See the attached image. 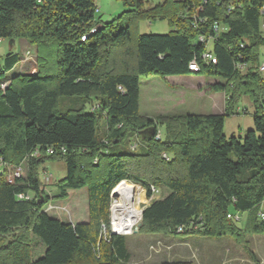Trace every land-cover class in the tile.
Listing matches in <instances>:
<instances>
[{
    "label": "trees",
    "instance_id": "1",
    "mask_svg": "<svg viewBox=\"0 0 264 264\" xmlns=\"http://www.w3.org/2000/svg\"><path fill=\"white\" fill-rule=\"evenodd\" d=\"M122 1L127 9L103 23L95 0H0V38L25 40L38 51L34 74L12 73L20 62L15 53L0 66V264H128L126 236L112 233L111 195L132 186L146 202L144 189L133 184L147 189L148 197L152 188L168 190L145 208L139 233L242 238L243 231L228 216L246 212L251 216L246 231L264 233L259 220L264 86L258 72L264 0ZM231 4L234 10L228 13ZM202 5L195 21L194 11ZM164 19L174 28L170 33H138L140 21ZM215 22L228 31L210 48L217 59L213 64L203 59L208 48L199 37H215ZM193 61L198 71L189 69ZM191 72L222 81L208 90L225 94L223 114L140 115L142 78ZM242 96L253 104L254 129L243 138H228L226 119L238 115L234 105ZM62 97L85 101L78 110L60 113ZM93 101L96 111L85 107ZM136 134L139 151L127 150ZM49 148L53 155H46ZM37 149L40 156L32 157ZM59 160L66 176L56 184V198L65 200L68 190L87 188V223H63L44 211L50 199L40 168ZM5 167H23L24 174L9 183ZM29 194L35 198H18ZM32 237L46 247L36 261Z\"/></svg>",
    "mask_w": 264,
    "mask_h": 264
},
{
    "label": "rangeland",
    "instance_id": "2",
    "mask_svg": "<svg viewBox=\"0 0 264 264\" xmlns=\"http://www.w3.org/2000/svg\"><path fill=\"white\" fill-rule=\"evenodd\" d=\"M98 12L97 17H100L103 23H108L119 17L127 8L124 5L122 0H95ZM174 28L170 26L169 20H157V21H140L138 25L139 34H156L164 35L173 31ZM22 40H16V44H12V40L4 39L3 43L0 44V66L3 63L4 57L9 53H20V47ZM37 53H33L31 50L27 52L24 59L25 65L28 68L27 62H34L33 68H37ZM259 62H264V47L260 48L259 51ZM24 63V62H22ZM31 63V64H32ZM54 65V70H57L56 59L52 61ZM22 66V65H21ZM25 67V66H24ZM23 67V68H24ZM20 66L14 69L16 73L19 71ZM30 74L37 72H32L27 70ZM169 79L171 81L165 80ZM143 87L145 86V91L143 92V104L140 115L144 118H149L152 116L153 119L159 117H172L179 118L184 117L189 114L200 115L203 113H214L220 109L226 107L227 98L218 103V108L211 110L210 108H203L202 105L198 102H192L188 97L176 95L172 92L176 89L177 86L173 85L174 80L180 81L176 93H183L189 90L192 94L198 90L200 83L196 85H188L185 81L182 80H208L212 83L222 82L219 79H212L208 77L201 76L199 74H190L187 76H176L175 78H161L159 76H151L148 78H142ZM147 80L154 81L151 85L146 84ZM156 82L157 87L163 88L167 87L168 92L162 93L158 88L152 90V85ZM168 83H171L170 85ZM146 84V85H145ZM202 85V83H201ZM152 86V87H151ZM151 87V88H150ZM207 92L212 93L208 90ZM205 91V90H204ZM204 91L201 94H204ZM85 99L82 97H62L59 101V112L67 113L71 110H78L83 106ZM209 98H205L204 102H209ZM97 105V101L89 103L87 109H93ZM206 105L203 103V106ZM209 106V104H207ZM207 107V106H206ZM240 110V114L234 115L226 119L225 124V135L228 138L231 137H245L246 133L254 129L253 124V113L254 107L248 96H242L234 105V110ZM249 110V115L244 114ZM224 112V111H223ZM160 134L162 138L165 137L164 128H160ZM133 144L137 145L135 151L138 152L142 142L140 136L136 134L128 145L126 149L128 150ZM166 154H163L165 158ZM166 159V158H165ZM49 172L54 177V182L52 185H48L47 192L48 198L52 202L53 209H51L50 216L59 217L62 220L70 219V214L67 210H71L72 221L84 219L87 216L86 212V201L84 198L81 199V204L78 207H75L76 196L67 197L65 200H59L56 197L58 196V190L56 187L57 182L61 181L66 176V168L63 161H46L45 165L40 168V176L42 179L43 173ZM131 183V182H128ZM133 184V183H131ZM140 186L144 189V198L146 202L139 204L140 210H144L151 203L156 200L162 199L168 193V190L165 188H157L156 191H151V197H148V191L142 185L133 184ZM131 189L137 190L135 187L126 186ZM115 190V189H114ZM118 192V191H117ZM116 192V194H117ZM143 197V194H142ZM117 202V198L112 199L111 205V225L112 230L114 229L113 224V215L112 209L113 205ZM55 206H58V209H55ZM62 206V207H60ZM47 208V207H46ZM45 209V207H44ZM46 210V209H45ZM52 212V213H51ZM236 214V213H235ZM255 214V212H254ZM241 216V214H240ZM233 220V219H230ZM236 222L238 227L243 231L242 238H233L225 237L219 239H208L200 235H171V234H143L139 233L140 225L142 220H140L136 227L129 235H123L127 238V247L131 255V260L128 264H171V263H189V264H264V233L254 234L250 231H246L247 225L244 224L242 217L241 221L233 220ZM245 231V232H244ZM121 235V234H120ZM221 239V240H220ZM34 246L35 250L38 248V244H33V237L31 238V247Z\"/></svg>",
    "mask_w": 264,
    "mask_h": 264
},
{
    "label": "crops",
    "instance_id": "3",
    "mask_svg": "<svg viewBox=\"0 0 264 264\" xmlns=\"http://www.w3.org/2000/svg\"><path fill=\"white\" fill-rule=\"evenodd\" d=\"M16 44V41H14L13 45ZM21 49H20V53L18 54V56L20 57V62L15 66V68L18 69V67L20 66L19 68V71H17L16 73L14 72V70L12 71V73L14 72L16 75H24V74H30V72H27V70H30L32 72H35V69H37L36 67H32L33 64L35 63V61L32 63V62H27V65H28V68L27 69L26 65H25V61L24 59L27 58L26 57V54L27 52H29L30 50L34 53H38L37 51V48L34 47V46H31L29 45V43L25 40H22L21 41ZM24 62V63H22ZM32 63V64H31ZM37 64V63H36ZM22 65V66H21ZM25 66V67H24ZM24 67V68H23ZM14 68V69H15ZM170 78H175V77H170ZM165 80H168V81H171L169 79H165ZM182 81H185V83H187L188 85H191V84H197V83H200V87L198 88V90H196V92L194 94H192L189 90H187L186 92H183V93H176V89H178V84L179 82L176 80H174L173 82V85L177 86L176 89L172 92L176 95H182L184 97H188L189 99H191L192 102H198L202 105L203 108H210L211 110L215 109V107L218 106V103H220V101L224 100L225 99V94L224 93H208L207 92V88L206 86L212 84V82L208 81V80H182ZM154 81H150V80H147V82L145 81L146 84H152ZM202 83V85H201ZM145 84V85H146ZM169 85L171 83H168ZM153 86V87H152ZM152 90H156V88H158V90H160L162 93L164 92H168L169 89L167 87H163V88H160V87H157L156 85V82L154 83V85H152ZM150 87V88H151ZM145 86L143 87V80H141V93H140V111L142 110V104H143V92L145 91ZM205 90V91H204ZM204 91V94H201V92ZM209 98V102H204L205 101V98ZM203 103H205L206 105L203 106ZM209 104V106L207 105ZM207 106V107H206ZM218 108V107H217ZM225 111L224 108L220 109L219 111H216L214 113H203V114H200V115H209V114H213V115H221L223 114ZM238 111H240L238 109ZM246 112L249 113V110L246 109ZM149 118L153 119L152 116H149ZM67 195H68V198H70V196H76L77 195V199H75L76 201L78 202H75V207H78L80 206L81 204V199L84 198L85 201H86V212H87V216L86 218L84 219H80V220H75V221H72V217H71V210H67V212L70 214V219L68 220H62L61 218L59 217H54V216H50V212H46L50 217L54 218V219H57L63 223H70V224H73V225H76V224H81V223H87L88 222V217H89V212H88V189L87 188H83L81 190H68L67 191ZM168 195V193L166 194V196ZM62 207V206H60ZM58 209V206H55V209ZM263 212H264V207H263ZM52 213V212H51ZM241 217H242V220L244 222L245 225H247L248 227L250 226V223H251V216L249 213H241ZM209 239V238H208ZM221 240V239H220ZM33 244H38V248L35 250L34 246H32V256H33V260L36 261L38 259H40L41 257L44 256L45 252H46V247L35 237H33Z\"/></svg>",
    "mask_w": 264,
    "mask_h": 264
},
{
    "label": "built area",
    "instance_id": "4",
    "mask_svg": "<svg viewBox=\"0 0 264 264\" xmlns=\"http://www.w3.org/2000/svg\"><path fill=\"white\" fill-rule=\"evenodd\" d=\"M175 1H185V0H175ZM204 5H206V2H205ZM204 5L199 6L194 11V14H193L192 18L195 21H197L199 19V17H200V14L203 13V10L205 8ZM233 10H234V6L231 4V6H229L227 12L228 13H231ZM261 15H262V18H261V22H260V31H261L262 36L264 37V6L261 9ZM227 31H228V28L225 25H223V24H221L219 22H215L214 25H213V32H214L215 37L213 36V37H210L209 39L206 38L203 35H201L199 37V41L201 43L206 44V46L208 48L207 51L203 55V59L207 63H213V64H216L217 63V59L211 53L210 48H211L214 40L216 39V37L222 35L223 33H226ZM2 43H3V39L0 38V44H2ZM189 69L190 70H199L198 63L196 61H193L190 64ZM242 69H244V67ZM258 72H259V74L261 76L262 85L264 86V62L260 63L259 68H258ZM6 86H7V84H4L1 88L4 90L6 88ZM263 97H264V92H263ZM97 108L98 107L96 105L91 110L92 111H96ZM245 112H243V113L246 114ZM238 113L240 114V111H238ZM135 148H137V145L136 144H133L131 146V149L132 150H135ZM40 153H41V151L39 149H37V150H35V152H33V154L31 156L32 157H35V158H38L40 156ZM54 153H55V150L53 148H49V149L46 150V155H53ZM166 157L167 156L165 155V158ZM3 170H6V177H7V180H8L9 183H13L16 178H20L24 174L23 167H17V168L5 167ZM41 180H42V186H43V191H44L45 197H47L49 192H47V188L46 187L48 185H52V180H54V177H53L52 174H49V172H44ZM152 191H156L157 192V190L155 188H152ZM18 198L20 200H33L35 197H34V195L29 194V195H19ZM52 205H53L52 202L49 201L48 204L45 206V209L46 210L44 209V211L45 212H49L51 209L54 208V206H52ZM263 207H264V203L262 204L261 210L259 212V220L261 222H264ZM228 218L229 219L236 220L237 222L238 221H241V216L238 213H236L235 215H229ZM178 232H179V234H181L183 232V228L180 227L178 229Z\"/></svg>",
    "mask_w": 264,
    "mask_h": 264
},
{
    "label": "bare ground",
    "instance_id": "5",
    "mask_svg": "<svg viewBox=\"0 0 264 264\" xmlns=\"http://www.w3.org/2000/svg\"><path fill=\"white\" fill-rule=\"evenodd\" d=\"M94 32L95 30L92 31V33ZM52 182H54V180H52ZM142 194V191H136L129 187H122L118 190L116 194L117 202L113 205L112 209V221L115 231L119 234L126 236L131 234L134 227H136L141 220L139 204L142 200Z\"/></svg>",
    "mask_w": 264,
    "mask_h": 264
},
{
    "label": "water",
    "instance_id": "6",
    "mask_svg": "<svg viewBox=\"0 0 264 264\" xmlns=\"http://www.w3.org/2000/svg\"><path fill=\"white\" fill-rule=\"evenodd\" d=\"M14 43V41H12V44ZM11 53H9L7 56H9ZM191 73H193V72H191ZM124 182H126V181H124ZM124 182H122V183H124ZM121 183V184H122ZM121 184H119V185H121ZM118 185V186H119ZM111 197H112V199L113 198H117V195L115 194V192L113 191L112 192V195H111ZM40 204H42L43 203V200H40V202H39ZM144 211H145V209L144 210H142L141 211V220L143 219V214H144ZM141 226V225H140ZM112 233L114 234V235H120L118 232H116L115 230H112ZM122 235V234H121Z\"/></svg>",
    "mask_w": 264,
    "mask_h": 264
}]
</instances>
